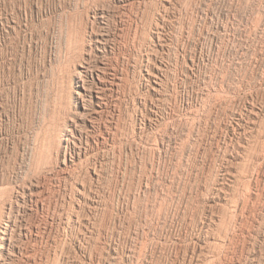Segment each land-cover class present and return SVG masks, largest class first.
I'll use <instances>...</instances> for the list:
<instances>
[{
	"label": "rangeland",
	"instance_id": "rangeland-1",
	"mask_svg": "<svg viewBox=\"0 0 264 264\" xmlns=\"http://www.w3.org/2000/svg\"><path fill=\"white\" fill-rule=\"evenodd\" d=\"M96 60L106 106L64 165ZM0 198L15 264H264V0H0Z\"/></svg>",
	"mask_w": 264,
	"mask_h": 264
},
{
	"label": "bare ground",
	"instance_id": "bare-ground-1",
	"mask_svg": "<svg viewBox=\"0 0 264 264\" xmlns=\"http://www.w3.org/2000/svg\"><path fill=\"white\" fill-rule=\"evenodd\" d=\"M103 12V11H102ZM102 15V14H101ZM87 19V18H86ZM90 21V20H89ZM103 37V36H102ZM97 39V38H96ZM95 39V40H96ZM106 40V38H105ZM96 42V41H94ZM101 43L100 41H97ZM103 43V42H102ZM90 46V45H89ZM96 46V45H95ZM104 46V45H103ZM99 51V49H98ZM101 51V50H100ZM101 53V52H100ZM91 59V58H90ZM89 60V59H88ZM93 60V59H92ZM102 61V60H100ZM97 62V60H96ZM99 62V61H98ZM97 64H91L90 62H83L80 64V68L78 69V80L76 83V96H77V107L78 112L74 115L71 121L69 120V124H67L64 128V131L62 133V140L64 142V154L62 163L64 165L67 164H73L76 163L82 156L86 153V148H83L81 146L82 139H88V134L86 131L83 130V128L89 130L92 125L94 124L92 121L93 118L103 115V108H104V101L102 96V91L107 88L106 79L104 78V70L103 63L105 62H99ZM102 70V71H101ZM149 72V71H148ZM106 73V71H105ZM111 73V72H110ZM107 74V73H106ZM150 74V73H149ZM148 74V75H149ZM152 75V74H151ZM215 75V74H214ZM263 79V78H262ZM109 80V79H108ZM114 80V79H113ZM156 81V80H155ZM213 81V80H212ZM113 82V81H112ZM117 82V81H116ZM214 85V84H213ZM154 87V86H153ZM223 89V88H222ZM260 90V88H259ZM218 91V90H217ZM216 91V92H217ZM219 93V92H217ZM213 94V93H212ZM224 94V93H223ZM226 94V92H225ZM217 97V95H215ZM220 98V96L218 95ZM230 97V96H229ZM218 98V99H219ZM222 98V96H221ZM217 99V98H215ZM226 99V98H225ZM207 100V99H206ZM106 101V100H105ZM205 101V100H204ZM214 101V100H213ZM220 101V99H219ZM224 101V100H223ZM248 101V100H247ZM253 101V100H251ZM216 103V102H215ZM221 103V101L219 102ZM107 104V103H106ZM217 104V103H216ZM255 105L254 103H251ZM213 105H215L213 103ZM106 106V105H105ZM196 106V105H195ZM204 106V105H203ZM206 106V105H205ZM256 107V106H255ZM254 107V108H255ZM258 107V106H257ZM252 113L254 115H257L258 113L255 111L253 107ZM105 110V109H104ZM250 110V109H249ZM194 111V110H193ZM248 111V110H247ZM190 112V111H189ZM208 112V111H207ZM251 112V111H250ZM249 112V113H250ZM260 112V111H259ZM105 113V112H104ZM192 113V112H191ZM201 113V112H199ZM241 115V114H240ZM249 115V114H248ZM247 115V116H248ZM191 117V116H190ZM242 117V116H241ZM244 117V116H243ZM254 118V117H253ZM188 119V118H187ZM96 120V119H95ZM186 120V119H185ZM189 121V120H188ZM254 121V120H253ZM66 122V121H65ZM98 122V121H97ZM181 122V121H180ZM192 122V120H191ZM252 122V121H251ZM257 122V120H256ZM249 123V122H248ZM253 123V122H252ZM257 124V123H256ZM62 125V124H61ZM259 125V124H258ZM263 125V124H262ZM64 126V125H63ZM192 126V125H191ZM261 126V125H260ZM62 127V126H61ZM83 127V128H82ZM249 127V126H248ZM263 127V126H262ZM57 128V127H55ZM54 128V129H55ZM60 128V127H59ZM235 128V127H234ZM49 130V128H48ZM58 131V130H57ZM93 131V130H92ZM95 132V131H94ZM49 133V132H48ZM101 133V132H100ZM235 133V132H234ZM141 135V134H140ZM231 135V134H230ZM233 135V134H232ZM46 136V135H45ZM48 136V135H47ZM58 136V135H57ZM45 138V137H44ZM50 138V137H48ZM56 138V137H55ZM35 140V139H34ZM44 141V140H43ZM51 141V140H50ZM40 142V141H39ZM49 142V141H47ZM54 142V141H53ZM100 142V141H99ZM41 143V142H40ZM88 143V142H86ZM44 144V143H43ZM54 144V143H53ZM34 145V144H33ZM42 145V144H40ZM61 145V144H60ZM104 146V145H103ZM245 146V145H244ZM47 147V146H46ZM50 147V146H49ZM86 147V146H85ZM62 148V147H61ZM33 149V148H32ZM48 149V148H47ZM89 149V148H88ZM249 149V148H248ZM37 153V151H35ZM57 152V151H56ZM247 152V151H245ZM52 153V152H51ZM44 154V153H43ZM29 155V154H27ZM52 155V154H51ZM91 155V154H90ZM93 155V153H92ZM54 156V155H53ZM86 156V155H85ZM24 159V158H23ZM33 159V158H32ZM37 159V158H36ZM42 159V158H41ZM45 159V158H44ZM55 159V158H54ZM89 159V158H88ZM228 159V158H227ZM47 160V159H46ZM80 161V160H79ZM83 161V160H82ZM231 161V160H230ZM258 161V160H257ZM38 162V161H36ZM49 162V161H48ZM260 162V161H259ZM43 163V162H42ZM56 163V162H55ZM27 164V163H26ZM38 164V163H37ZM81 165V164H80ZM29 166V165H27ZM39 166V165H38ZM257 166V165H256ZM49 167V165H48ZM30 168V167H29ZM40 168V167H39ZM52 169V168H51ZM50 169V170H51ZM65 169V168H64ZM77 169V168H76ZM31 170V169H30ZM37 170V169H36ZM39 170V169H38ZM43 170V169H42ZM62 170V169H60ZM66 170V169H65ZM26 171V169H25ZM34 171V170H33ZM55 171V170H54ZM229 171V170H228ZM227 171V172H228ZM30 172V171H29ZM43 172V171H42ZM50 172V171H49ZM95 172V171H94ZM253 172V171H252ZM24 173V172H23ZM37 173V172H35ZM40 173V172H39ZM230 173V172H229ZM235 173V172H234ZM71 174V173H70ZM41 175V174H40ZM61 176V175H60ZM63 176V175H62ZM35 177V176H34ZM239 177V176H238ZM23 178V177H22ZM25 178V177H24ZM30 178V177H29ZM31 180V179H30ZM256 180V179H255ZM22 181V180H21ZM41 181V180H40ZM40 181L36 177V179H32V181H29L26 185L21 186L19 188L20 190H17L15 192L16 199H25V200H31L32 196L40 191ZM42 182V181H41ZM26 183V182H25ZM21 184V183H20ZM23 184V183H22ZM21 184V185H22ZM39 193V197L40 198ZM164 196V195H163ZM10 197V196H9ZM35 197V196H34ZM42 198V197H41ZM75 198V197H74ZM219 198V197H218ZM1 199V198H0ZM10 199V198H9ZM38 199V198H37ZM79 199V197H78ZM228 199V198H227ZM23 200V201H25ZM34 200V199H33ZM39 200V199H38ZM75 200V199H74ZM248 200V198H247ZM32 201V200H31ZM36 201V200H34ZM251 201V200H250ZM16 202V201H15ZM248 202V201H247ZM3 203V202H2ZM236 203V202H235ZM245 203V202H244ZM19 204V203H18ZM17 204V205H18ZM75 206V205H74ZM3 209V208H1ZM235 209V208H234ZM237 211V210H236ZM60 212V211H59ZM76 212V211H75ZM237 213V212H236ZM70 217V216H69ZM78 217V216H77ZM236 217V216H235ZM1 218V213H0ZM15 218V217H14ZM63 218V217H62ZM68 219V218H67ZM225 219V218H224ZM5 220V219H4ZM21 220V219H20ZM66 220V219H65ZM228 220V219H227ZM235 220V219H234ZM69 221V220H67ZM232 221V220H231ZM76 222V221H75ZM227 223V222H226ZM230 223V222H229ZM233 224V223H232ZM16 221L10 220L4 224H0V264H15L16 260L19 259L21 256L23 257L24 254L27 253V248L25 249V246L23 247L21 244L22 241L19 243H16V236L17 234V227H16ZM227 226V225H226ZM225 227V226H224ZM19 228V227H18ZM31 230V229H30ZM228 230V229H227ZM226 230V231H227ZM19 231V230H18ZM225 231V232H226ZM228 232V231H227ZM212 236V235H211ZM214 236V235H213ZM146 240V238H145ZM163 241V240H162ZM197 241V240H196ZM142 242V241H141ZM144 242V241H143ZM195 242V241H194ZM213 242V241H212ZM24 243V242H23ZM34 243V242H33ZM160 243V242H159ZM29 245V244H27ZM31 245V244H30ZM144 245V244H143ZM142 245V246H143ZM211 245V244H210ZM214 245V244H213ZM195 246V245H194ZM193 246V247H194ZM206 246V245H205ZM141 247V245H140ZM192 247V246H191ZM131 250V249H130ZM141 251V249H140ZM194 251V250H193ZM35 252V251H34ZM27 255V254H26ZM215 257V256H214ZM213 257V258H214ZM21 259V258H20ZM211 259V258H210ZM22 260V259H21ZM201 261V260H200ZM205 261V260H204ZM216 261V260H215ZM153 262V261H152ZM210 262V260H209ZM202 263V262H201ZM211 263V262H210ZM213 263V262H212ZM204 264V263H203ZM214 264V263H213Z\"/></svg>",
	"mask_w": 264,
	"mask_h": 264
}]
</instances>
